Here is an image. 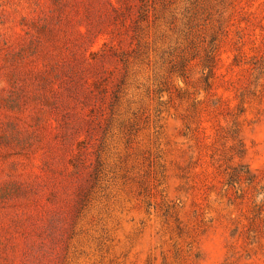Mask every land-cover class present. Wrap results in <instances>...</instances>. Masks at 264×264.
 Instances as JSON below:
<instances>
[{
	"label": "rangeland",
	"instance_id": "374dc122",
	"mask_svg": "<svg viewBox=\"0 0 264 264\" xmlns=\"http://www.w3.org/2000/svg\"><path fill=\"white\" fill-rule=\"evenodd\" d=\"M0 264H264V0H0Z\"/></svg>",
	"mask_w": 264,
	"mask_h": 264
}]
</instances>
